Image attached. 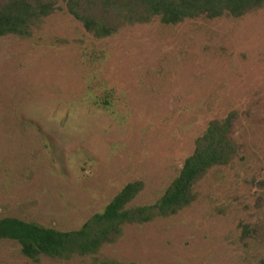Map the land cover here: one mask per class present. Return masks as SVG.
I'll use <instances>...</instances> for the list:
<instances>
[{
  "label": "rangeland",
  "instance_id": "obj_1",
  "mask_svg": "<svg viewBox=\"0 0 264 264\" xmlns=\"http://www.w3.org/2000/svg\"><path fill=\"white\" fill-rule=\"evenodd\" d=\"M66 16L58 10L46 21L35 19L31 37H0V216L75 230L138 178L147 186L133 204H151L193 153L208 120L234 113L238 160L206 173L198 198L179 215L126 227L95 261L38 264H258L264 258V9L238 25L203 22L232 54L217 69L213 55L206 67L196 57L189 71L163 74L164 94L147 107L139 100L141 80L147 68L161 69L155 56L184 52L193 36L205 47L208 35L196 36L184 23L174 34L150 37L137 26L101 44L85 36V43L71 39L76 22ZM43 28L56 34L65 28L70 42L52 50L55 40L44 44ZM197 73L207 75L200 88ZM99 82L126 103L109 110L84 105L81 91ZM19 250L0 241V264H36Z\"/></svg>",
  "mask_w": 264,
  "mask_h": 264
},
{
  "label": "trees",
  "instance_id": "obj_2",
  "mask_svg": "<svg viewBox=\"0 0 264 264\" xmlns=\"http://www.w3.org/2000/svg\"><path fill=\"white\" fill-rule=\"evenodd\" d=\"M262 9L264 0H0V37L9 35L31 37L35 34L34 29H31L33 21L35 19L46 21V18L58 10L60 12L65 10L67 15L65 21L76 22L72 25L71 39H80L85 43H87L85 36L93 43L101 44L124 30L134 31L137 26L143 27L142 31L144 29L143 32L150 37L165 36L169 34L167 32L174 34L184 23L189 25V32L196 33V36L198 32L204 31L208 35L205 38L209 41L205 47L198 45L194 36L193 38L186 36L185 38H190L191 41L185 44L187 48L184 52L175 55L170 52L167 54L168 59H165L164 55L155 56L161 69L147 68L141 80L145 92L139 94L142 95L139 100L142 106L147 107L157 102L156 99L164 94L163 74L166 75L172 69L178 70V74L189 71L187 67L196 57L203 58L206 67L213 55L214 58H218V62L212 69H217L223 64V60L232 54L231 50L223 46L224 44H219L222 42L220 34L211 28L207 29L203 22L227 19L236 21L238 25L240 19ZM42 32L41 39L44 38V44L51 39L55 40L49 43L52 46L48 45L52 50L57 51V48L53 47L55 45L62 46L70 42L66 38L70 34L65 28L59 29L58 35L44 28ZM49 51V48L45 50L47 54ZM98 53L104 55L105 51L101 48ZM206 74H196L203 81L198 84L199 88L201 84L207 83ZM84 75L85 72L81 77ZM89 75L96 81L94 72ZM227 76L225 74V77ZM107 84L109 85L108 82L103 84L99 82L95 87L90 86L91 91L88 90L85 94L81 91V101L84 105L102 106L109 110L107 106L112 107L114 102L126 103L128 99L118 97V91L114 88L107 90L109 88ZM100 87L105 90V95L98 93ZM94 89L96 92H92ZM185 91L191 93L187 88ZM88 92H91L89 96ZM147 112L149 111H146V114ZM119 116L125 117L122 112ZM234 117V113H229L222 119L216 116L208 120L205 129H202L194 142L193 153L185 159L177 175L159 191L151 204H133L147 186V180L138 178L123 185L103 210L93 213L75 230H62L17 216H0V241L15 243L20 247V254L36 264L45 258L73 261L93 256L94 261L97 260L101 249L117 241L126 227L140 226L157 218L169 219L179 215L198 198L197 186L206 173L216 166H226L238 160L240 143L233 126ZM148 125L152 128L150 122ZM140 131L142 132L141 128ZM103 264L124 263L110 259ZM258 264H264V258Z\"/></svg>",
  "mask_w": 264,
  "mask_h": 264
}]
</instances>
